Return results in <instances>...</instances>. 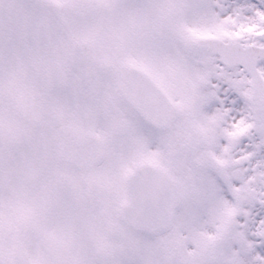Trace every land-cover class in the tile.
<instances>
[{
	"label": "snow or ice",
	"instance_id": "snow-or-ice-1",
	"mask_svg": "<svg viewBox=\"0 0 264 264\" xmlns=\"http://www.w3.org/2000/svg\"><path fill=\"white\" fill-rule=\"evenodd\" d=\"M32 20L68 51L32 88L0 37V144L59 163L0 149V264H264V0H43ZM100 95L110 121L71 106Z\"/></svg>",
	"mask_w": 264,
	"mask_h": 264
},
{
	"label": "rangeland",
	"instance_id": "rangeland-1",
	"mask_svg": "<svg viewBox=\"0 0 264 264\" xmlns=\"http://www.w3.org/2000/svg\"><path fill=\"white\" fill-rule=\"evenodd\" d=\"M42 2L43 0H0V37H5L7 40L11 55L10 69L21 71L28 78V85L32 88L38 87L41 68L55 72L58 67L55 63H47L45 66V53L50 54L51 62L68 51L64 46V36L54 29H45L33 22L32 14L36 6ZM79 2L85 1L79 0ZM102 98L104 96L100 95L88 102L77 99V111L82 112L83 115L89 113L90 103L92 101L97 103ZM10 117L20 136H24L32 128L23 118L22 107L14 104ZM105 118L109 119L107 115ZM16 148L15 143L0 144V149L15 153L25 167L48 168L59 163L37 144H33L30 154L27 155L16 153Z\"/></svg>",
	"mask_w": 264,
	"mask_h": 264
},
{
	"label": "flooded vegetation",
	"instance_id": "flooded-vegetation-1",
	"mask_svg": "<svg viewBox=\"0 0 264 264\" xmlns=\"http://www.w3.org/2000/svg\"><path fill=\"white\" fill-rule=\"evenodd\" d=\"M242 82H245V81H242ZM246 82H247V84L249 86H251V84L253 82L252 78L251 77L247 78ZM247 92H248L249 95L251 94V87H249ZM102 107L105 109L104 111L106 113H108V112L112 113L111 108H110V101L106 97L103 100ZM202 132H203L202 126L199 124L198 121L193 119V120H190L189 126L181 133V136L183 137V141L184 142H186L188 144H191L193 142H196L200 138L198 134H200ZM171 143L175 144L176 141L173 140ZM185 175H193V173H188L187 170H186L185 171ZM53 191H54V189H53ZM88 192H89V187L85 183V184L81 185L80 188L77 191L70 192L71 193L70 196L78 197V198L84 200L85 199L84 197L87 196ZM91 203H93V202L91 201ZM124 230H126L125 225L122 226V231H124ZM142 233H144V232H142ZM176 245L177 244H176L175 240L169 241V242H167L165 245H163L161 247V251L163 253H171L172 249L177 247Z\"/></svg>",
	"mask_w": 264,
	"mask_h": 264
},
{
	"label": "water",
	"instance_id": "water-1",
	"mask_svg": "<svg viewBox=\"0 0 264 264\" xmlns=\"http://www.w3.org/2000/svg\"><path fill=\"white\" fill-rule=\"evenodd\" d=\"M25 113V112H24ZM133 224H135V225H137V226H140V227H145L146 228V222L143 220V219H141V218H137L134 222H133Z\"/></svg>",
	"mask_w": 264,
	"mask_h": 264
}]
</instances>
